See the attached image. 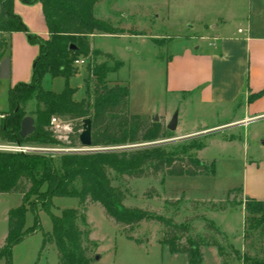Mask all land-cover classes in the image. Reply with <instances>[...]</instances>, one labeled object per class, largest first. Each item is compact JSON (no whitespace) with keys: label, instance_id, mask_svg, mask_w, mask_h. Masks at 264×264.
I'll use <instances>...</instances> for the list:
<instances>
[{"label":"rangeland","instance_id":"374dc122","mask_svg":"<svg viewBox=\"0 0 264 264\" xmlns=\"http://www.w3.org/2000/svg\"><path fill=\"white\" fill-rule=\"evenodd\" d=\"M236 1L96 0L94 16L106 23L113 34L97 33L99 37L93 40V45L96 49L111 53L121 63L117 72L107 75L106 83L109 86L116 83L128 89L130 115L154 113V119L158 118L161 111H168L175 106L173 116H180V120L185 123V131H202L234 117V113L222 117L218 109L207 111L202 108L200 111L193 98L180 106L178 97L166 92V66L170 57L184 48L192 51L198 47L200 51L207 49L208 44L213 42L210 39L212 27L220 22L229 21L231 31L235 33L243 29L242 21L236 17L242 13L240 8H236ZM21 6L23 9H17L20 13L18 16L27 33L36 35L41 32V23L36 13L24 4ZM0 37L4 39L3 44L0 42V62L8 58L12 68L11 78L0 79L1 115L8 109V91L13 80L30 79L38 49L28 42L22 32L16 33L14 37L8 34ZM77 59L85 61V64L77 66V72L68 80V87L73 91L72 99L80 102L86 96V86L91 92L96 82L91 78L89 84L85 83L89 60L81 56ZM103 61V58L97 59V63ZM64 87L63 78H43V90L60 93ZM34 110L35 102L31 100L25 111L31 113ZM158 121L167 126L163 118H158ZM263 134L264 121L254 120L246 126L226 127L196 137L179 138L174 131L168 132L166 139L150 144L84 149L75 154L151 146L160 147L167 153H192L209 168V175L165 177L158 174L155 177L130 179L118 178L114 172L108 171L109 184L122 192V205L125 208L141 209L155 216L172 219L176 224L189 228V237L204 240L206 246L201 248V264H217L215 252L221 257L222 264H246V260L264 262L259 230L251 233L245 226L242 230V215L237 209L242 202L239 191L242 189L244 166L250 160L264 157ZM197 144H204V149L190 150ZM25 185L26 188L31 187L28 182ZM21 202L22 197L18 193L0 194L1 247L4 239L1 236L7 234V212L20 206ZM52 202L51 212L56 216L65 209H77L79 215L76 224L82 231L89 233L92 243L88 245L91 264H188L185 254H172L168 246L161 243L165 228L157 221H144L133 231L127 232L123 227L115 225L98 203L87 202L83 212L79 200L75 198L56 197ZM221 204H225L226 208L221 210ZM82 214L86 225L80 219ZM38 217V231L26 236L12 248L10 264H59V254L50 236L51 220L41 210L38 211ZM32 226L33 214L27 208L24 229ZM95 256L99 259L95 260ZM0 264H5V260L0 259Z\"/></svg>","mask_w":264,"mask_h":264},{"label":"trees","instance_id":"16d2710c","mask_svg":"<svg viewBox=\"0 0 264 264\" xmlns=\"http://www.w3.org/2000/svg\"><path fill=\"white\" fill-rule=\"evenodd\" d=\"M27 5L40 4L46 37L27 33L21 18L13 12L14 0H0V36L24 33L28 42L37 46L30 82L18 83L8 91V109L0 115V142L43 146L79 147V135L84 120H90L93 148H117L150 144L164 140L168 130L163 122L128 112V89L106 83L107 75L121 67L111 54L92 50L88 38L102 33L113 34L109 26L95 18L96 0H21ZM0 42L4 39L0 37ZM1 45V43H0ZM74 47V49H71ZM89 60L86 84L94 78L96 84L80 102L72 99L73 91L68 80L75 75L77 57ZM3 57V56H2ZM1 57V58H2ZM103 58L102 63L97 59ZM109 64H112L110 66ZM45 76L63 78L62 92L43 90ZM35 110L26 113L29 101ZM34 120V130L24 139L19 137L20 125L25 117ZM70 125L68 144L57 139L50 126L51 119ZM204 144L190 148L204 149ZM108 171L118 178L142 179L162 174L165 177L207 176L209 168L192 153H167L160 147H140L128 150L102 151L93 154H6L0 153V194L18 193L20 206L7 212V235L0 249V259L10 264L11 250L26 236L38 231V211L45 212L52 224L50 236L59 254V264H91L88 245L89 233L76 224L77 209H65L59 216L51 212L56 197L75 198L85 212L87 202L98 203L105 215L115 224L131 232L144 221H157L165 228L163 244L172 254H185L188 264H201L204 240L188 236L189 228L172 219L152 215L141 209H127L122 205L123 194L111 187ZM26 182L30 188H26ZM171 204V203H170ZM245 211L244 226L247 231L264 230V201L247 199L241 202ZM173 205V204H171ZM27 208L33 214V226L24 229ZM225 204L220 209H225ZM80 219L85 223L84 214ZM217 233L210 225L207 226ZM218 234V233H217ZM248 237V236H245ZM184 240V241H183ZM246 264H264L262 261Z\"/></svg>","mask_w":264,"mask_h":264},{"label":"crops","instance_id":"0c3cea01","mask_svg":"<svg viewBox=\"0 0 264 264\" xmlns=\"http://www.w3.org/2000/svg\"><path fill=\"white\" fill-rule=\"evenodd\" d=\"M21 4L26 5L27 9H32L41 23L42 30L36 36L46 37L47 29L40 4L27 5L21 0H14L13 12L16 15L20 14L17 9H23ZM235 6L242 11L241 16L237 14L236 17L237 20L242 21L243 29H238L235 33L231 31L229 21L220 22L212 27L210 39L213 42L208 44L207 49L200 51L198 47L192 51L184 48L180 53L171 56L166 66V92L177 96L180 106L189 103L193 98L200 111L202 108L207 111L218 109L222 117L229 113H234V117L221 125L212 126L202 131H185V123L180 120L178 115L175 134L179 138L196 137L236 125L246 126L254 120L264 121V0H241L240 2L237 0ZM229 13L232 12L229 11ZM15 34L13 33L11 36L14 37ZM97 37L99 36H91L88 41L92 50L101 51L94 48L93 45V40ZM112 56L114 57V55ZM111 74L114 73L109 75ZM11 76L10 62L9 78ZM87 76L86 71L85 81ZM29 82L30 79L27 78H16L11 87L18 83L27 84ZM174 111L175 106L168 111H161L157 117L163 118L168 124ZM136 115L153 118L154 113H137ZM229 141L231 142L232 139ZM239 193L242 202L247 199L264 201V157L246 163L242 189ZM237 209L242 215L243 230L244 207L240 203ZM6 235L5 237L1 236L4 238L2 246ZM259 244L260 248L264 250V230ZM214 255L217 257V264H222L219 254L215 252Z\"/></svg>","mask_w":264,"mask_h":264},{"label":"built area","instance_id":"2783aa9c","mask_svg":"<svg viewBox=\"0 0 264 264\" xmlns=\"http://www.w3.org/2000/svg\"><path fill=\"white\" fill-rule=\"evenodd\" d=\"M85 61H79L78 59L74 61L75 66L84 65ZM50 126L54 133L57 134V139L68 144L67 134L70 132V125L68 123H61L60 121L52 118L50 121ZM79 147L62 146L61 148H49V147H39L34 145H23L17 142L12 144L0 143V151L10 152V153H21V154H73L79 153L84 149H92Z\"/></svg>","mask_w":264,"mask_h":264},{"label":"water","instance_id":"95a60500","mask_svg":"<svg viewBox=\"0 0 264 264\" xmlns=\"http://www.w3.org/2000/svg\"><path fill=\"white\" fill-rule=\"evenodd\" d=\"M74 49V47H71ZM9 71H10V61L8 58H5L0 64V78L1 79H8L9 78ZM158 118H154V121L157 122ZM176 123H177V116L174 115L170 122L167 124L166 129L169 132H174L176 130ZM34 130V120L27 116L25 117L20 125L19 137L21 139L26 138L27 136L31 135ZM79 144L83 148H91V124L90 120H84L82 124V131L79 135ZM99 257L95 256V260H98Z\"/></svg>","mask_w":264,"mask_h":264}]
</instances>
